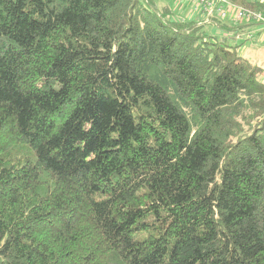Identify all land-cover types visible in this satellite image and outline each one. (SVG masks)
Segmentation results:
<instances>
[{"label": "trees", "instance_id": "1", "mask_svg": "<svg viewBox=\"0 0 264 264\" xmlns=\"http://www.w3.org/2000/svg\"><path fill=\"white\" fill-rule=\"evenodd\" d=\"M183 1L0 0V264H264V67Z\"/></svg>", "mask_w": 264, "mask_h": 264}, {"label": "built area", "instance_id": "2", "mask_svg": "<svg viewBox=\"0 0 264 264\" xmlns=\"http://www.w3.org/2000/svg\"><path fill=\"white\" fill-rule=\"evenodd\" d=\"M193 5V10H189L188 5ZM187 8V9H186ZM181 16L191 17L200 22H210L215 19H230L235 24H255L264 31V10H252L242 8L231 3L229 0H187V4H179ZM185 17V16H184ZM240 37H237L239 39Z\"/></svg>", "mask_w": 264, "mask_h": 264}, {"label": "rangeland", "instance_id": "3", "mask_svg": "<svg viewBox=\"0 0 264 264\" xmlns=\"http://www.w3.org/2000/svg\"><path fill=\"white\" fill-rule=\"evenodd\" d=\"M154 3L158 8H162L164 6H168L171 9H177L176 8V1L177 0H153ZM231 3L240 6L242 8H247V9H252V10H264V0H229ZM248 2L249 4H246L245 2ZM183 4H187V0L183 1ZM251 5V6H248ZM189 10H193V5L190 3L188 5ZM187 9V8H186ZM177 16L180 14V10H176ZM186 16V14H184ZM190 17H197L196 15L193 16V14ZM224 24H230V25H236L232 20L226 19L223 20ZM247 27H245V31H242L237 33V37L242 38V41H238L241 46L238 49L239 55L242 57H245L252 62L263 66L264 67V39H263V33H257L256 35L248 28V31L246 30ZM257 29H260L259 27L256 26ZM205 30L209 34H215L220 37H223L226 33L223 32L221 29H219L217 26H212V25H206ZM261 30V29H260ZM255 35V36H254ZM254 36V39L252 38ZM239 38V39H240ZM251 38V39H250ZM247 39H250L247 41ZM232 41L235 43L234 39Z\"/></svg>", "mask_w": 264, "mask_h": 264}, {"label": "crops", "instance_id": "4", "mask_svg": "<svg viewBox=\"0 0 264 264\" xmlns=\"http://www.w3.org/2000/svg\"><path fill=\"white\" fill-rule=\"evenodd\" d=\"M258 1V0H257ZM256 26L257 27H259L260 29H257L256 28ZM244 28H243V31H245V27H247L246 28V30L248 31V28H250V30L256 35L257 33H263V35H264V31L262 30V28L260 27V26H258V25H255V24H245L244 26H243ZM242 33V32H241ZM254 35V36H255ZM254 36H252V38L254 39ZM263 39H264V36H263Z\"/></svg>", "mask_w": 264, "mask_h": 264}]
</instances>
